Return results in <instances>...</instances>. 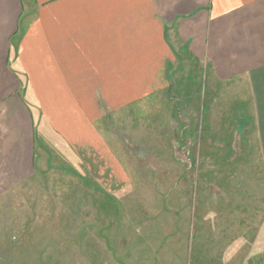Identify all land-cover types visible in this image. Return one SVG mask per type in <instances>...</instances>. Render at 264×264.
Returning a JSON list of instances; mask_svg holds the SVG:
<instances>
[{
	"label": "rangeland",
	"instance_id": "1",
	"mask_svg": "<svg viewBox=\"0 0 264 264\" xmlns=\"http://www.w3.org/2000/svg\"><path fill=\"white\" fill-rule=\"evenodd\" d=\"M156 70L103 117L115 158L53 165L0 193V264H264L248 91L195 60Z\"/></svg>",
	"mask_w": 264,
	"mask_h": 264
},
{
	"label": "crops",
	"instance_id": "2",
	"mask_svg": "<svg viewBox=\"0 0 264 264\" xmlns=\"http://www.w3.org/2000/svg\"><path fill=\"white\" fill-rule=\"evenodd\" d=\"M181 58L245 87L264 148V0H0V193L115 158L103 117Z\"/></svg>",
	"mask_w": 264,
	"mask_h": 264
}]
</instances>
